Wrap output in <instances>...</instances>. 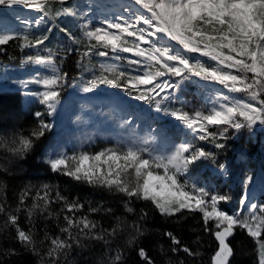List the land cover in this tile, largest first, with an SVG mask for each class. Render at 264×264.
<instances>
[{
	"label": "snow or ice",
	"instance_id": "1",
	"mask_svg": "<svg viewBox=\"0 0 264 264\" xmlns=\"http://www.w3.org/2000/svg\"><path fill=\"white\" fill-rule=\"evenodd\" d=\"M61 5L56 15L76 16L69 0H0V6L12 8L22 6L39 15L32 22L37 28L49 16L50 5ZM139 6L128 17L117 16L104 19L100 26L85 22L82 32L86 50L82 59L93 55L105 59L111 56L113 63H101L98 74H93L83 91L94 92L101 86L122 89L129 96L154 104L157 111L165 112L190 130L193 141L181 142L167 155L153 154L149 141L141 144L130 143L125 149H106L90 154L80 152L71 156L58 154L47 163L53 172L69 176L77 182L93 187L106 188L127 197L125 211L134 209L129 203L136 200L151 202L162 216L175 217L185 212H199L205 231L210 232L217 242L211 256V264H231L234 249L230 243L237 229L245 230L258 246L259 264H264V209L250 203L242 196L239 208L233 213L223 210L220 205L231 197L227 194L210 192L196 183L180 177H187L198 162L215 160V153L197 147L195 140L209 141L215 148L225 147L219 140L227 139L229 129L241 130L256 124L264 125V0H134ZM28 23V21H25ZM3 31V30H0ZM46 32L52 29L46 28ZM71 36V34H69ZM48 35L28 33L0 34V46L9 41H19L21 47L34 48L44 45ZM130 53L134 58L123 56ZM206 58L197 59L196 56ZM32 60V57H28ZM121 61H126L136 69L135 74L123 69ZM37 64L51 67L52 74L33 78L25 83L42 85L44 91L36 93L38 102L44 105L48 115L56 112L60 91L64 87L66 74L55 67V53L49 50L47 57H37ZM86 68V65H82ZM177 78L175 83L171 78ZM193 78L209 83H218L229 93L243 94L236 98L219 94L213 106L207 111L188 112L183 108L169 109L165 101L170 99V89H179L185 81ZM39 121L27 135H18L7 150L23 159L53 127L43 119L45 113L35 112ZM210 127L221 129L211 131ZM8 142L0 138V146ZM221 168L224 166L221 165ZM252 181L247 177L245 187ZM3 185H0V193ZM31 195L29 190L20 196L19 206L9 211L0 202V215L6 216L5 226L15 230L14 239L23 247L41 257L45 264H61L74 247H83V241H103L109 243L124 230L123 222L109 232L98 230L96 222L87 216H77L84 205L78 201L69 202L59 191L52 196V190L44 185L36 191L32 203L25 201ZM63 204L65 226L60 228L63 236H49L45 233L46 251L38 248V237L33 232V224L28 230L20 227L19 215L26 213L29 222L35 217L59 218L60 213L52 211V205ZM92 212L98 209H90ZM109 211H111L109 209ZM140 233L137 225H132ZM142 234V233H140ZM176 247L172 252L182 251L189 256L196 253L189 247L181 248V241L172 232L165 233ZM136 236L128 241L135 242ZM139 257L146 264H153L144 248H139ZM122 253L111 257V264H121Z\"/></svg>",
	"mask_w": 264,
	"mask_h": 264
},
{
	"label": "trees",
	"instance_id": "2",
	"mask_svg": "<svg viewBox=\"0 0 264 264\" xmlns=\"http://www.w3.org/2000/svg\"><path fill=\"white\" fill-rule=\"evenodd\" d=\"M70 1V0H69ZM56 6V5H55ZM51 26L52 31L48 32L49 39L45 41L47 46L49 40H60V54L62 58V72L67 76L70 84L82 72L80 65L83 50H86L84 37L80 39L79 47H76L72 36H69L66 28L56 35L59 28L58 21ZM53 27V28H52ZM78 48L80 50H78ZM24 61L23 49L17 41H10L7 45L0 46V72L6 65H19ZM69 85L64 86L60 96L67 94ZM40 111L41 107L24 105L23 97L15 90H0V138L8 142L7 147L0 146V185H3V192L0 193V202L5 203L9 211H14L20 202V196L24 191L29 190L31 195L26 198V205L32 203V197L36 191L42 190L48 185L55 197L57 191L65 196L69 202L78 201L84 208L77 216H87L98 225V230L107 229L109 232L118 223L123 222L124 230L120 231L115 238H110L109 243L103 241H83V247H74L66 258H62L61 264H111V257L122 253L121 264H146L139 257V248H144L153 264H211V256L217 248L215 237L204 229V222L199 212H185L175 217L162 216L155 206L148 201L132 200L129 206L134 209L132 213L125 211L127 197L116 191L106 188L93 187L91 185L77 182L69 176L53 172L47 161L43 159L46 145L54 136V130L46 132L45 136L37 142V146L21 159L7 150L11 147V141L18 135L29 134L39 123L34 113ZM211 131L219 132L221 129L210 127ZM251 129L245 127L240 131L229 129L227 139L218 142L225 145L218 149L211 146L215 154V163L218 165L230 158L231 162L240 155H248V165H255V156L264 159V141L262 132L253 137ZM236 132V133H235ZM250 135V136H249ZM97 144L95 148H100ZM231 194L238 200L242 195L240 183H235L229 188ZM63 204L52 205V211L60 213L59 218L53 216L46 219L44 216H37L32 222L27 219L26 213L21 211L19 225L28 230L32 227L38 237V248L41 253L46 251L47 241L40 245L39 241L44 240L45 233L49 236H63L60 228L65 226L63 213L60 211ZM98 209L96 212L90 209ZM109 209L111 211H109ZM6 216L0 215V264H45L41 257L26 250L23 245L14 239L15 230L5 226ZM132 225L140 228L136 233ZM172 232L181 241L180 247H189L195 252V256H189L182 251L172 252L176 247L165 235ZM136 236L135 242L128 241ZM234 249L231 257V264H259V251L255 241L248 236L245 230L237 229L235 234L229 238Z\"/></svg>",
	"mask_w": 264,
	"mask_h": 264
},
{
	"label": "rangeland",
	"instance_id": "3",
	"mask_svg": "<svg viewBox=\"0 0 264 264\" xmlns=\"http://www.w3.org/2000/svg\"><path fill=\"white\" fill-rule=\"evenodd\" d=\"M66 6L72 7L77 15H56L57 11L61 9V5L53 2L50 5L49 16L38 28L32 23L39 15L37 12L22 6L12 8L0 6V30H3L0 31V34L19 32L47 35L48 32L45 29L51 28L53 24L55 26L56 22L54 23V21L57 20L59 25V28L56 29L57 37L60 30L66 28L65 30L71 34L76 47H79L80 39L83 38L82 25L85 22L93 27L100 26L104 19L112 20L117 16L128 17L130 12L126 9L131 12H136L139 9L134 0H70ZM48 42L47 46L21 47L24 61L16 66L6 65L0 72V90L19 92L26 107H41L42 113H45L43 119L53 125L54 136L46 145L43 153L45 161L61 153L71 156L80 152L94 154L106 149L123 150L130 143L141 144L144 140L150 142V148L155 150L154 155H167L179 143L193 141L190 130L173 117L165 112L157 111L154 104H148L136 99L135 96H129L122 89L101 86L94 92L83 91L85 83L92 79L94 73L98 74L101 63L115 62L111 56L105 59L93 55L90 62L88 58L82 59L80 65H86V68L82 67V72L76 79H73L71 84L68 82L67 76L65 77L64 86L69 85L70 90L66 92L67 94L60 96L56 112L48 115L45 106L41 105L38 102V96L34 95L44 91L43 86L31 83L25 86V83L33 78L52 74L51 67L35 62L37 57H47L49 50L55 53L56 69L65 74L61 67L65 54H60V40L53 41L51 39ZM78 50L80 49L78 48ZM122 55L134 58L130 53ZM28 57L33 59L29 60ZM196 58L206 60L199 55ZM118 63L123 69L135 74L134 66H130L126 61ZM176 80L175 77L171 78L172 83H175ZM168 91L170 99L165 101V106L169 109L183 108L190 113L209 110L221 93L243 98V94L229 93L218 83H209L196 78L183 82L179 89ZM250 129L253 130V137L258 132L264 134V125L256 124ZM194 143L197 147H203L206 151L215 153L211 147L214 144L209 141L195 140ZM97 144H101L98 149L95 148ZM254 162L256 166L248 165V155L246 154L240 155L233 163L230 158L219 165L214 160L201 161L193 167L187 177L181 176L180 180L183 182L187 179L189 183H196L199 187H204L210 192L229 195L231 200L227 203L222 202L220 207L230 214L238 210L239 200L245 195L250 203H255L259 208L264 209V159L255 156ZM221 165L224 167L221 168ZM249 176L252 177V181L245 187ZM235 183H240L242 187V195L238 200L229 191V188Z\"/></svg>",
	"mask_w": 264,
	"mask_h": 264
}]
</instances>
